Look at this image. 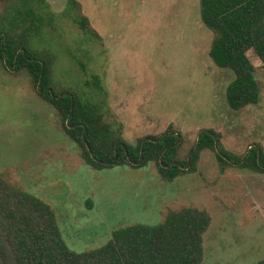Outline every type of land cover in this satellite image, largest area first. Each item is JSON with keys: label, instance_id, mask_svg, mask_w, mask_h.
Here are the masks:
<instances>
[{"label": "rangeland", "instance_id": "1", "mask_svg": "<svg viewBox=\"0 0 264 264\" xmlns=\"http://www.w3.org/2000/svg\"><path fill=\"white\" fill-rule=\"evenodd\" d=\"M82 16L97 35L82 30ZM0 31L52 62L56 90L96 103L131 145L172 129L186 153L205 129L237 157L250 147L264 150V70L257 69L260 103L232 110L226 90L234 73L210 58L214 35L200 0H15L0 4ZM0 172L53 208L78 253L106 245L120 228L157 225L171 210L195 207L212 217L203 264L264 259V173L222 167L211 150L173 182L156 163L94 170L55 109L37 96L30 74L2 66ZM0 264H17L1 235Z\"/></svg>", "mask_w": 264, "mask_h": 264}, {"label": "trees", "instance_id": "2", "mask_svg": "<svg viewBox=\"0 0 264 264\" xmlns=\"http://www.w3.org/2000/svg\"><path fill=\"white\" fill-rule=\"evenodd\" d=\"M13 1L0 0V4ZM200 11L203 24L214 35L211 60L234 73L226 90L229 107L241 111L258 105L263 92L257 69L264 70V0H200ZM78 22L86 33L97 35L88 18L82 16ZM52 64L27 41L0 31V66L12 74H30L37 96L55 109L64 133L81 149L90 168L144 169L156 163L162 179L173 182L194 172L200 153L211 150L222 167L264 173L260 145L237 157L225 150L221 135L213 130H202L186 153L178 143L180 135L172 129L144 137L137 145L127 143L121 130L105 121L96 103L72 91L56 90ZM189 159L191 167L186 170ZM211 225L207 210L185 207L169 211L157 225L120 228L106 245L78 253L67 245L53 208L0 172V235L17 264H203L204 237ZM256 264H264V259Z\"/></svg>", "mask_w": 264, "mask_h": 264}, {"label": "water", "instance_id": "3", "mask_svg": "<svg viewBox=\"0 0 264 264\" xmlns=\"http://www.w3.org/2000/svg\"><path fill=\"white\" fill-rule=\"evenodd\" d=\"M180 141H181V138L179 137V141H178V143H180ZM190 167H191V160L189 159V163H188V165H187V167H186V170H189Z\"/></svg>", "mask_w": 264, "mask_h": 264}]
</instances>
